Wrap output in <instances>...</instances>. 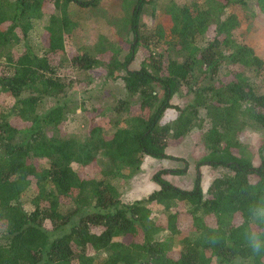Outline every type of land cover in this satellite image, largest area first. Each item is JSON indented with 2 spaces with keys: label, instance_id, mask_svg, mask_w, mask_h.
Returning a JSON list of instances; mask_svg holds the SVG:
<instances>
[{
  "label": "trees",
  "instance_id": "1",
  "mask_svg": "<svg viewBox=\"0 0 264 264\" xmlns=\"http://www.w3.org/2000/svg\"><path fill=\"white\" fill-rule=\"evenodd\" d=\"M103 1L0 0V264H264L239 227L264 199V144L255 164L239 141L247 127L264 130L253 79L264 80V58L237 34L264 0H121V39L71 45L78 15ZM93 69L127 93L80 106L83 133H64L77 107L68 97ZM168 109L177 114L163 121ZM194 128L207 153L193 187L164 178L185 174V162L153 172L147 197L122 202L121 180L145 156L183 161L166 148ZM202 166L221 168L206 195Z\"/></svg>",
  "mask_w": 264,
  "mask_h": 264
},
{
  "label": "rangeland",
  "instance_id": "2",
  "mask_svg": "<svg viewBox=\"0 0 264 264\" xmlns=\"http://www.w3.org/2000/svg\"><path fill=\"white\" fill-rule=\"evenodd\" d=\"M113 1L117 3L114 8L111 7L114 5ZM120 1L121 0H104L100 7L80 13L78 15L79 21L72 29L70 35V44L78 48H87L94 44L99 39V36L102 35L112 37L113 39H121V35L127 31L121 26L123 16L119 6ZM164 2L168 3L169 0H164ZM159 4L160 1H157V7ZM70 10L75 11L76 7L71 6ZM150 18L149 13L145 12L143 21L150 22L151 20V22H153ZM240 20L241 24L237 34L245 42L253 46L258 55L264 58V14L256 11L249 12V17L241 15ZM165 21H167V19ZM129 37L133 39V36ZM141 58L142 49H139L131 67H136ZM89 74V81L76 82L74 89L68 97L70 101L76 103L74 106L77 107L75 114L71 115V119H74L70 120L69 118L64 128V133H81L83 131L81 118L78 114L81 109L80 106L91 107L94 105L102 109L116 101V99L124 97L127 93L124 88V83L120 79L105 78L100 71L96 69L90 70ZM75 76L77 77V74H75ZM253 79L258 84L262 83V87L264 88V80L261 81L260 77L255 76ZM81 102L83 104H81ZM173 102L182 105L184 100L177 96L173 98ZM176 114L177 112L174 109L166 110L163 121L174 118ZM87 115L91 116L90 114ZM99 119L101 122H104L102 120L104 119V116L101 117L97 115L96 120L98 121ZM239 141L242 146V151L248 155L255 164H257L259 162L258 149L264 144V130L247 127L241 132ZM166 153L176 157H182L183 161L145 156L141 167L130 177L121 180L122 191L120 199L122 202L127 203L147 197L151 192L158 189L157 184L151 178L153 172L164 167H183L185 162H187V171L185 174H168L165 175L164 178L168 182L181 188L190 189L193 187L194 179L196 177L195 162L207 153L203 143L202 131L198 128H194L181 142L167 147ZM262 154L264 156V146ZM220 172L221 168H211L209 166H202L200 168L201 187L205 195L208 186ZM76 219L77 217L74 220ZM69 226L70 225H67V228H69Z\"/></svg>",
  "mask_w": 264,
  "mask_h": 264
},
{
  "label": "clouds",
  "instance_id": "3",
  "mask_svg": "<svg viewBox=\"0 0 264 264\" xmlns=\"http://www.w3.org/2000/svg\"><path fill=\"white\" fill-rule=\"evenodd\" d=\"M239 227L243 229V239L251 253H264V199L248 204Z\"/></svg>",
  "mask_w": 264,
  "mask_h": 264
},
{
  "label": "crops",
  "instance_id": "4",
  "mask_svg": "<svg viewBox=\"0 0 264 264\" xmlns=\"http://www.w3.org/2000/svg\"><path fill=\"white\" fill-rule=\"evenodd\" d=\"M167 149V148H166Z\"/></svg>",
  "mask_w": 264,
  "mask_h": 264
}]
</instances>
